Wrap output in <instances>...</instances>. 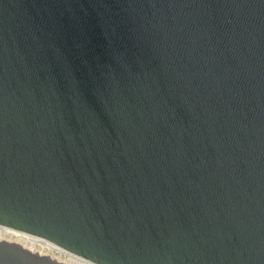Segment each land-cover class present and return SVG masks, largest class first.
I'll return each mask as SVG.
<instances>
[{"label":"water","instance_id":"1","mask_svg":"<svg viewBox=\"0 0 264 264\" xmlns=\"http://www.w3.org/2000/svg\"><path fill=\"white\" fill-rule=\"evenodd\" d=\"M0 226L264 264V0H0ZM0 264L70 263L0 236Z\"/></svg>","mask_w":264,"mask_h":264},{"label":"bare ground","instance_id":"2","mask_svg":"<svg viewBox=\"0 0 264 264\" xmlns=\"http://www.w3.org/2000/svg\"><path fill=\"white\" fill-rule=\"evenodd\" d=\"M0 235H8V236H15L18 237V239H20L22 242L29 244L31 246H39L41 247V249L44 250H49L55 253L60 254L61 256L65 255L66 259L65 261L70 263V264H87L86 261L79 259L78 257H75L65 251H62L61 249L57 248L56 246L46 242L45 240H42L40 238L22 233V232H18L15 230H12L10 228L7 227H3L0 226Z\"/></svg>","mask_w":264,"mask_h":264},{"label":"rangeland","instance_id":"3","mask_svg":"<svg viewBox=\"0 0 264 264\" xmlns=\"http://www.w3.org/2000/svg\"><path fill=\"white\" fill-rule=\"evenodd\" d=\"M0 236H1V237H5V238H9V239H13V240H17V241H21L20 239H18V237H15V236H8V235H0ZM21 242H22V241H21ZM36 248L41 249V247H39V246H36ZM41 250L46 251V252H48V253H51V254H53V255H55V256H57V257L63 259V260L66 259V256H65V255L61 256L60 254L55 253V252H52V251H49V250H44V249H41ZM86 263H87V262H86ZM87 264H89V263H87Z\"/></svg>","mask_w":264,"mask_h":264}]
</instances>
